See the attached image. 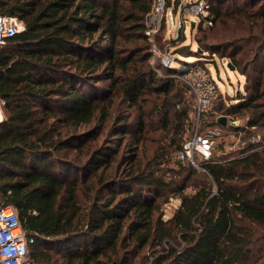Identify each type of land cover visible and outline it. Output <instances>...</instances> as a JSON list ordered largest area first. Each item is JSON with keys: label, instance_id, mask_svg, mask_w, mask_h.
Listing matches in <instances>:
<instances>
[{"label": "trees", "instance_id": "trees-1", "mask_svg": "<svg viewBox=\"0 0 264 264\" xmlns=\"http://www.w3.org/2000/svg\"><path fill=\"white\" fill-rule=\"evenodd\" d=\"M208 1L213 25L201 23V31L219 19L224 26L229 17L235 20L220 8L229 0ZM152 7L153 0H0V14L25 25L0 45V202L15 208L27 238L34 240L31 262L144 264L140 253L148 247L156 250L150 264H264L263 149L251 146L232 159L213 153L201 164L203 183L186 194V184L171 191L159 169L139 168L132 159L125 180H107L119 152L98 144L102 128L83 130L109 116L112 101L109 106L104 101L114 94L103 96L97 89L105 80L117 86L125 77L131 105L146 85L167 94L177 84L185 86L173 77L181 74L176 68L161 64L158 69L168 76L163 78L151 66L137 67L136 48L126 47L132 39L152 41L146 35ZM235 13L248 17L243 9ZM220 35L212 34L208 44L198 37L200 50L191 57L211 50L216 55ZM150 49L151 61V44ZM232 63L246 75L250 66L236 57ZM245 91L232 105L220 94L210 125L218 126L221 115H234L248 116L249 128H264L260 64L247 75ZM188 115L185 110L178 118ZM168 190L180 196L181 205L164 220L160 200Z\"/></svg>", "mask_w": 264, "mask_h": 264}, {"label": "rangeland", "instance_id": "rangeland-1", "mask_svg": "<svg viewBox=\"0 0 264 264\" xmlns=\"http://www.w3.org/2000/svg\"><path fill=\"white\" fill-rule=\"evenodd\" d=\"M183 1L190 0H171L170 4L172 3V7H175L174 2H177L176 6H178ZM172 7L170 9L173 10L176 17L172 20L168 18V25L163 24V29L158 33L159 36L150 37L152 41L147 44L139 39H132L126 43L127 48H136V52L139 54L136 60L137 67H147L148 69L151 66L156 72L158 68H161L159 58L154 57L153 60H148L150 44L153 53V44L156 42L163 53L168 51L174 55L176 62L171 68L180 70L181 74L191 64L206 67L219 86L223 101L230 105L235 104L240 95H246L247 75L253 73L256 64H260L264 68V0L227 1L220 8L222 12H230L235 20L229 17L226 19L227 25L224 26L222 22L225 23V19H219L214 27L204 31L200 29L202 22H200L199 16L186 15L184 33H181L180 29L182 19L179 6L176 7V10ZM242 9L247 12L248 17L245 18L235 13L236 10ZM216 32L221 34L220 38L224 37L221 43L215 45L219 52L213 55V50H211L208 51L209 54L201 52L199 58L191 57L194 55L192 52L199 50L197 38H204V43L208 44L213 42L211 36ZM252 47H255L253 51L250 50ZM177 50L183 51L177 53ZM205 50L207 51L206 48ZM233 57L242 60L246 68L250 66L246 75L229 68V63L233 64ZM257 59L259 60L257 63H252V60ZM162 74L163 76L158 73V77H168L164 71ZM124 78H119L117 86L112 85L108 80L97 84L98 92H103V96L110 92H112L111 95L114 94L113 100L106 99L104 101L106 106H109L112 101L107 111L109 116L103 122H100V118H98L83 128L84 131L94 128L98 131V128H102L98 144L119 152L116 162L107 171V180H125L130 170V164L127 161L132 159L139 168L145 169L151 165V168L159 169L157 174L163 176L165 182L169 183L171 191L186 184L185 193L193 194L196 186L203 183L201 164L210 160L213 153L217 157L232 159L242 154H248L251 151V146L262 150V144L256 138L257 133L247 128L248 116L225 115L228 117L227 127L211 126V115L198 120L191 108L193 104L190 93L182 83L177 84L170 94L156 92L153 85L151 87L146 85L145 90L138 91L140 94L136 105H131L124 94L127 87ZM177 80L179 79L177 78ZM114 87L116 88L114 89ZM262 104H264V100ZM0 107L4 118V106L1 100ZM185 110L189 113V117L183 121L178 116ZM196 135L198 138L210 137L211 155L209 159L196 150L192 160H181L179 158L180 151L183 150L185 143ZM192 167L199 173L193 174ZM170 190L160 200V203L163 204L161 212L164 220L171 219L181 205L180 196L174 195ZM166 199L167 201H165ZM259 233L264 234V231L260 229ZM155 254L156 250H150L147 247L141 251L140 256L144 264H150V260L155 258ZM41 263L42 261L40 263L31 262L29 258L26 262V264Z\"/></svg>", "mask_w": 264, "mask_h": 264}, {"label": "built area", "instance_id": "built-area-1", "mask_svg": "<svg viewBox=\"0 0 264 264\" xmlns=\"http://www.w3.org/2000/svg\"><path fill=\"white\" fill-rule=\"evenodd\" d=\"M212 7L208 0H190L183 1L179 5V12L182 22L180 23L181 33L186 29V15H196L200 17V22L204 26L213 25ZM176 15L173 10L167 9V0H153L152 11L146 17V35L150 38H156L163 29L164 21L168 25V18L174 19ZM25 29L24 23L18 17H10L0 14V45H4L8 40L19 34ZM178 37V35H177ZM176 37V38H177ZM175 38V39H176ZM153 54L161 60L162 66L171 68L176 62L171 52L163 53L153 44ZM157 72L163 76L160 69ZM179 81L183 82L189 89L192 97V110L198 120L208 117L212 112L221 90L215 82L211 72L204 66L192 64L186 68V71L176 75ZM4 105V102H2ZM222 116V115H221ZM220 116V117H221ZM218 126L219 123H218ZM222 127V126H221ZM257 133V140L261 142V149L264 150V128L252 126L249 128ZM210 137H197V135L186 142L183 150L179 153V158L183 161L192 160L194 153L206 155L209 159ZM195 165V163L193 162ZM33 239H28L14 207H4L0 202V264H26L29 244Z\"/></svg>", "mask_w": 264, "mask_h": 264}, {"label": "water", "instance_id": "water-1", "mask_svg": "<svg viewBox=\"0 0 264 264\" xmlns=\"http://www.w3.org/2000/svg\"><path fill=\"white\" fill-rule=\"evenodd\" d=\"M200 50V49H199ZM229 68H231L232 70H236V67L233 65V64H231V63H229ZM218 123H219V125L220 126H222V127H227L228 126V117L227 116H221L219 119H218Z\"/></svg>", "mask_w": 264, "mask_h": 264}, {"label": "bare ground", "instance_id": "bare-ground-1", "mask_svg": "<svg viewBox=\"0 0 264 264\" xmlns=\"http://www.w3.org/2000/svg\"><path fill=\"white\" fill-rule=\"evenodd\" d=\"M3 119V116H2V113H1V107H0V121H2Z\"/></svg>", "mask_w": 264, "mask_h": 264}]
</instances>
